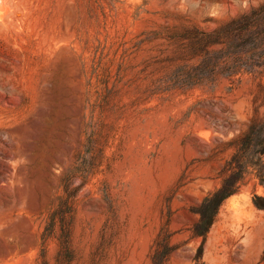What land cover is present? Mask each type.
<instances>
[{"label": "rangeland", "instance_id": "1", "mask_svg": "<svg viewBox=\"0 0 264 264\" xmlns=\"http://www.w3.org/2000/svg\"><path fill=\"white\" fill-rule=\"evenodd\" d=\"M261 1L0 0V264H264L261 187L202 251L192 232L257 82L165 90L171 50L148 41L175 14L212 30Z\"/></svg>", "mask_w": 264, "mask_h": 264}, {"label": "trees", "instance_id": "2", "mask_svg": "<svg viewBox=\"0 0 264 264\" xmlns=\"http://www.w3.org/2000/svg\"><path fill=\"white\" fill-rule=\"evenodd\" d=\"M156 40L171 50L166 61L172 68L160 80L165 90L214 88L227 80L231 83L227 90L231 92L244 81L257 82L247 128L228 141L220 140L214 148L217 154L231 152L218 172L220 184L194 209L199 219L192 232L194 237L203 239L199 249L202 251L229 198L251 183L254 191L261 187L264 192V0L212 30L185 15L175 14L172 23L160 24L148 33V41ZM228 126L232 128L231 123ZM253 204L264 210V194H255ZM155 258L159 260V255ZM201 258L200 254L195 259Z\"/></svg>", "mask_w": 264, "mask_h": 264}, {"label": "bare ground", "instance_id": "3", "mask_svg": "<svg viewBox=\"0 0 264 264\" xmlns=\"http://www.w3.org/2000/svg\"><path fill=\"white\" fill-rule=\"evenodd\" d=\"M234 197H236V196L231 197V199H233Z\"/></svg>", "mask_w": 264, "mask_h": 264}]
</instances>
